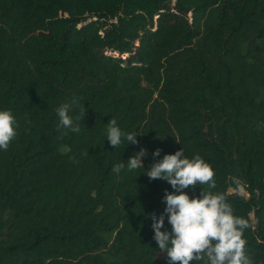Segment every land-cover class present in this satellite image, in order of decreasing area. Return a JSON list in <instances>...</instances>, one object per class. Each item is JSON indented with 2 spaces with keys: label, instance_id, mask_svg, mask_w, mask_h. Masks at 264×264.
<instances>
[{
  "label": "trees",
  "instance_id": "obj_1",
  "mask_svg": "<svg viewBox=\"0 0 264 264\" xmlns=\"http://www.w3.org/2000/svg\"><path fill=\"white\" fill-rule=\"evenodd\" d=\"M73 97L78 133L56 114ZM4 110L17 134L0 149V264H167L150 214L173 189L145 174L180 148L216 185L184 191L222 196L264 264V0H0ZM113 118L138 143L112 148Z\"/></svg>",
  "mask_w": 264,
  "mask_h": 264
},
{
  "label": "clouds",
  "instance_id": "obj_2",
  "mask_svg": "<svg viewBox=\"0 0 264 264\" xmlns=\"http://www.w3.org/2000/svg\"><path fill=\"white\" fill-rule=\"evenodd\" d=\"M79 108L75 120L69 114ZM86 112L79 98L73 97L69 102L56 109L59 118L58 128L78 133L79 124ZM17 122L10 110L0 111V149L7 150L9 143L16 137ZM107 125V141L112 148L119 147L125 141L128 144L138 143L135 133H126L117 126L116 119H110ZM64 134H67L66 132ZM85 155L88 153L85 152ZM160 149L153 151L155 158ZM147 150L140 148L127 160V170H137L142 166V158ZM125 168L124 163L114 166L119 173ZM149 180L166 181L172 192L165 190L163 202L165 208L157 216L151 215L153 240L157 248L165 254L167 264H190L191 261H204V264H252L245 255V240L242 230L248 227L247 222L234 217L231 207L220 195L202 190L199 197L190 198L184 191L199 185L215 188L213 170L199 156L191 160L183 155L181 148L174 154H165L161 160L153 162L146 170ZM165 215L171 230L164 228Z\"/></svg>",
  "mask_w": 264,
  "mask_h": 264
},
{
  "label": "rangeland",
  "instance_id": "obj_3",
  "mask_svg": "<svg viewBox=\"0 0 264 264\" xmlns=\"http://www.w3.org/2000/svg\"><path fill=\"white\" fill-rule=\"evenodd\" d=\"M230 191H233V190H230ZM237 192H238L239 194H242V193L246 194L244 188L241 187V186L237 189ZM246 195H247V194H246Z\"/></svg>",
  "mask_w": 264,
  "mask_h": 264
}]
</instances>
